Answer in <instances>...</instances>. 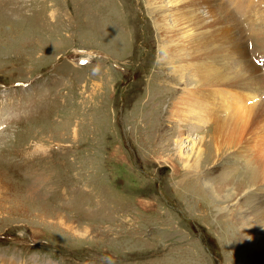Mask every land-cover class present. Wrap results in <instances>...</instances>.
Instances as JSON below:
<instances>
[{"label": "rangeland", "instance_id": "1", "mask_svg": "<svg viewBox=\"0 0 264 264\" xmlns=\"http://www.w3.org/2000/svg\"><path fill=\"white\" fill-rule=\"evenodd\" d=\"M258 6L238 0L245 17ZM147 9L144 0H0V264L250 258L237 203L223 199L241 173L217 158L197 174L177 153L179 134L185 151L205 131L174 122L176 98L165 106L153 94L174 78L157 63ZM261 37L248 46L264 51ZM200 177L232 182L213 201ZM247 205L242 220L258 225L248 236H261L264 221Z\"/></svg>", "mask_w": 264, "mask_h": 264}, {"label": "bare ground", "instance_id": "2", "mask_svg": "<svg viewBox=\"0 0 264 264\" xmlns=\"http://www.w3.org/2000/svg\"><path fill=\"white\" fill-rule=\"evenodd\" d=\"M230 1L232 8L226 0H144L145 5H151L147 16L154 33L157 63L174 78L170 82L163 80L162 90H155L153 94H161L164 100L160 103L165 106L171 97L176 98L170 108L174 122L188 118L192 129L203 124L200 131L205 132L198 131L200 134L189 140L187 150L183 151L182 134L176 140L177 153L189 155L191 159V163L183 165H192L199 174L204 172V162L222 158L233 162V174L241 173L223 198H229L231 206L237 203L240 223L244 226L239 229V235H243L242 243L247 246L251 259L243 256V263H239L264 264V234L255 238L248 236L247 228L258 225L251 216L241 218L242 213H252L247 200H253L257 216L264 221V51L248 46L253 34L264 38V10H260V5L245 17L239 13L238 0ZM245 21L253 27L252 32ZM150 92L147 89L146 93ZM163 116L162 112L157 120ZM26 126L31 127L33 123ZM38 126V129L46 127ZM175 133H178L177 127ZM198 178L194 179L196 185H201L213 201L221 194L222 187L232 182L226 178L221 184L211 185L210 179ZM242 193H245L243 199L239 196ZM57 218L62 221L60 214ZM226 219L232 222L233 216ZM250 238L253 240L249 243ZM226 239L231 245L230 238L226 236Z\"/></svg>", "mask_w": 264, "mask_h": 264}]
</instances>
